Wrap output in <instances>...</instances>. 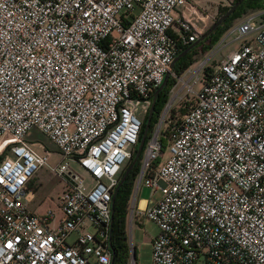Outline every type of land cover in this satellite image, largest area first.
Masks as SVG:
<instances>
[{
    "label": "built area",
    "instance_id": "1",
    "mask_svg": "<svg viewBox=\"0 0 264 264\" xmlns=\"http://www.w3.org/2000/svg\"><path fill=\"white\" fill-rule=\"evenodd\" d=\"M262 12L230 26L238 42L214 65L212 50L177 73L172 61L210 20L196 0H0V264H113L112 196L139 143L137 101L148 111L166 74L168 94L182 82L192 101L179 117L166 115L169 98L160 111L129 225H156L150 264H264ZM32 129L56 150L35 149ZM43 166L66 187L38 213L28 182ZM140 184L149 200L160 192L145 208ZM126 243L135 264L130 230Z\"/></svg>",
    "mask_w": 264,
    "mask_h": 264
},
{
    "label": "rangeland",
    "instance_id": "2",
    "mask_svg": "<svg viewBox=\"0 0 264 264\" xmlns=\"http://www.w3.org/2000/svg\"><path fill=\"white\" fill-rule=\"evenodd\" d=\"M233 2H234V0H196V8H197L198 13L199 14H208L209 18H210L209 22H207V25H206V27L204 29V33L209 29V27L218 18H220V16L223 15V14L221 15V12H223V10H224L222 8H226V7H229L231 5L229 7V9H228V10H230L231 7L234 6L235 3H236L235 2L234 4H232ZM257 9L258 8H251V9H249L247 11H244L239 17H236V18L231 20L232 21L231 26L234 25L235 23H237L238 20L243 15H245L247 13H251V12L257 13L258 12ZM262 11L263 12L259 16L260 19H264V9H262ZM222 22H223V20H222ZM229 28H227L224 31H222L221 35L214 42L213 46L211 48H209L208 50H205L203 52H200V49L198 48L200 46H198L199 44H197L199 42V40H201V39L199 38L197 41H195L194 44L196 46L195 45L194 46H195V48H198V49H196L197 53L194 55L195 61L189 66L194 67L196 64L201 62V60L205 59L209 55V53H211L212 50H213L215 52H214L213 56L208 60V62L212 66L217 61V59H219L222 55H224L226 53V51L229 48L233 47L234 44L236 42H238V40L235 37L236 33H232V34L228 33ZM209 34H207V35H209ZM182 73H184V71ZM188 76H189V74H185L184 75V79L183 80L185 82H186V79L188 78ZM198 87H199V83L195 84L193 86V89L195 90ZM168 98L172 99V105L169 108V110L167 111L166 115L167 116H171V114L173 113L174 116L179 117L190 106V102L192 101V93H190V91L188 92L187 87L184 86V84H182V82H179L173 88L172 93L169 92ZM146 104H147L146 101H143V100H138L137 101V109H136L135 113L142 120L145 118L146 113H147ZM179 108H185V109H184V111H180L179 112ZM157 121H158V118H157ZM157 121L155 122L152 131L156 127ZM164 131H166L165 122L162 125L160 139L162 140L164 145H167V136L164 135V133H163ZM146 133H147V131H146ZM27 136H28L29 140H31V141L39 140L40 142L44 143L45 147L48 148L51 151H55L56 150L55 145L53 143L47 141V139L44 137V135L39 130L33 129L31 134H28ZM141 150H142V148H141ZM141 150H140V153H141ZM140 153H139V155H140ZM143 153H144V150L141 153L142 154V158H143ZM167 155H168V146H166L165 149H164L163 157L165 158ZM163 157H162V159H163ZM60 158H61V156L59 155V153L58 154L57 153H53L51 155V157H50V163L55 165L60 160ZM142 158H141V160H142ZM159 161H161V160L157 159V162L154 163V164H158ZM127 163L128 162H126V164H124L123 166L125 167L127 165ZM134 163H133V165H134ZM71 164L75 168H77V170H79V167L77 166V164L75 162H71ZM31 181H32V186L33 187L35 185L36 186L38 185V188H40V189H39V191L36 194L37 196H36L35 200L30 201L28 203V205L32 209H37V210L38 209L39 210L46 209L47 206L49 205L50 200L56 199L57 191L64 185L63 184L64 183L63 179H61L58 175H54L49 170V168L47 166L40 167L34 173ZM39 182L42 183L41 186L39 185ZM135 183H136V180H135V182L133 184V188H132V191L130 193V197L128 199L127 205H126V209H127V213H126V231H129V230L131 231L132 242H133V245L135 247V264H150V262H151L150 234H156L158 229H157L156 225L152 221H149V220L138 221V219H136L135 217L133 218L131 226L129 225V223H128V217H129L128 216V206H129V201H131L132 197L134 196ZM30 185H31V183H29L28 187H30ZM143 186L144 185L140 184L139 188L137 189V192L135 194V204H136V206H139L138 203L140 202V198H143L144 196H148L149 195V191L146 188H144L145 191L142 189ZM159 195H160L159 191L155 192L153 199H157L159 197ZM140 204H141V202H140ZM90 230H94V228L90 227ZM72 239H73V236H71L69 238V241H72Z\"/></svg>",
    "mask_w": 264,
    "mask_h": 264
},
{
    "label": "trees",
    "instance_id": "3",
    "mask_svg": "<svg viewBox=\"0 0 264 264\" xmlns=\"http://www.w3.org/2000/svg\"><path fill=\"white\" fill-rule=\"evenodd\" d=\"M236 1L237 0H234L232 4H234ZM229 7L222 8L224 10L223 12H221V15L224 14L229 9ZM251 8H258L257 11L264 9V0H242L239 3V5L233 10V12L226 19L223 20L222 23H220L217 27H215L214 30L209 35L199 40L197 44H199L198 46H200L198 47L200 49V52H203L211 48L214 42L217 40V38L221 35L222 31H224L225 29L231 26L232 24L231 20L236 17H239L244 11H247ZM194 45L192 47L184 46L180 50L179 53L183 52L184 50L186 51L176 60V62L173 65V69L177 73H181L195 61L194 55L197 53L196 49L198 48H195L196 45L195 46ZM210 71H211V67L206 66L202 73L203 76L208 77ZM173 83H174V80L170 76H168L165 86L163 87L162 90L159 91L157 95L156 101L154 103L153 113L151 114L149 118L148 129H147L145 141L142 146L141 153L143 152L145 148L146 141L152 132L153 126L155 122L157 121L160 111L162 110L165 102L167 101L168 91L170 87L173 85ZM184 109L185 108H179V112L184 111ZM148 112H149V109L146 113L145 118L142 121V128H141L140 135L148 119ZM163 133L164 135H167L166 131H164ZM136 148L134 149L129 160L127 161L128 162L127 165L122 169L120 179H121V176L124 170L134 158ZM141 153L138 156L134 165L130 168V170L126 174L123 181L119 183L118 186H116L113 192V196H112L113 206H112V211H111L112 212L111 245L113 249V264H127L128 247L126 243V213H127L126 205L130 197V193L132 191L133 184L135 182L137 173L139 172V169H140V162L142 158ZM156 162L157 160L154 161V163Z\"/></svg>",
    "mask_w": 264,
    "mask_h": 264
},
{
    "label": "water",
    "instance_id": "4",
    "mask_svg": "<svg viewBox=\"0 0 264 264\" xmlns=\"http://www.w3.org/2000/svg\"><path fill=\"white\" fill-rule=\"evenodd\" d=\"M242 0H238L234 6L231 7L230 10H227L222 16H220V18H218L210 27L209 29L200 37V39L204 38L207 36V34H209L212 30H214L215 27H217L221 22L222 20H224L234 9L235 7L241 2ZM194 45L191 44L189 47H192ZM186 50H184L183 52L179 53L175 58L174 60L172 61L171 63V66L174 65V63L176 62V60L182 55L185 53ZM168 79V74H166L164 76V79H163V82L162 84L155 90L154 94H153V98H152V101H151V104H150V107H149V112H148V119L146 121V124H145V127L140 135V138H139V143L137 145V148H136V152H135V155H134V158L133 160L131 161V163L126 167V169L124 170L122 176H121V179H120V182L121 183L123 181V179L125 178L126 174L128 173V171L130 170V168L132 167L133 163L136 161V159L138 158V155L140 153V150L142 148V145L144 143V140H145V137H146V131H147V128H148V123H149V118L151 116V114L153 113V108H154V103L156 101V98H157V95L159 93V91L163 88V86L165 85L166 81ZM112 206H113V203H111Z\"/></svg>",
    "mask_w": 264,
    "mask_h": 264
},
{
    "label": "crops",
    "instance_id": "5",
    "mask_svg": "<svg viewBox=\"0 0 264 264\" xmlns=\"http://www.w3.org/2000/svg\"><path fill=\"white\" fill-rule=\"evenodd\" d=\"M35 130H37V129H35ZM33 131V129L30 131V133L29 134H31V132ZM45 137V136H44ZM27 140L29 141V142H31V143H33V146L35 147V149H37V150H39L40 151V146L39 145H43L44 147H45V145H44V143H42V142H40L39 140H34V141H31V140H29V138H28V136H27ZM32 178L29 180V182H28V185H29V183H31V185H30V187H28V189L29 190H32L33 192H34V197L31 199V200H29L28 201V203L30 202V201H33V200H35V198H36V194H37V192L39 191V189L40 188H38V185L36 186H32ZM41 182H39V185L41 186ZM64 185L57 191V193H56V199H54V200H50V202H49V205L48 206H52V207H56V205L58 204V196H59V194H60V192L63 190V189H65V183H63ZM144 188H146L148 191H149V195H150V189L148 188V187H146V186H143V190L145 191V189ZM34 189V190H33ZM149 195L148 196H144L143 198H140V202H141V204H140V202L138 203L139 204V206H137L138 208H145L148 204H150L152 201H154L155 199H152V200H149ZM153 198H154V194H153ZM40 202V201H39ZM29 206V205H28ZM47 206V207H48ZM31 208V207H30ZM32 209V208H31ZM34 212H38V213H41V212H43L44 210H37V209H32ZM155 234H150V241H151V238L154 236Z\"/></svg>",
    "mask_w": 264,
    "mask_h": 264
},
{
    "label": "flooded vegetation",
    "instance_id": "6",
    "mask_svg": "<svg viewBox=\"0 0 264 264\" xmlns=\"http://www.w3.org/2000/svg\"><path fill=\"white\" fill-rule=\"evenodd\" d=\"M164 86H165V85H164ZM164 86H163V87H164ZM162 89H163V88H162ZM162 89H161V90H162Z\"/></svg>",
    "mask_w": 264,
    "mask_h": 264
}]
</instances>
